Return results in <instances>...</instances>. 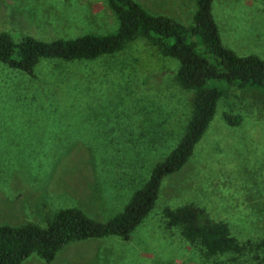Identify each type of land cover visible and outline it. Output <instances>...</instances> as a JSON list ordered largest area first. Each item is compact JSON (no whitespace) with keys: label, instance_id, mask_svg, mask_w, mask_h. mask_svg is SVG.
Returning a JSON list of instances; mask_svg holds the SVG:
<instances>
[{"label":"rangeland","instance_id":"obj_1","mask_svg":"<svg viewBox=\"0 0 264 264\" xmlns=\"http://www.w3.org/2000/svg\"><path fill=\"white\" fill-rule=\"evenodd\" d=\"M151 15L192 25L196 0H134ZM223 46L264 59V0H213ZM117 29L107 0H0V32L51 42ZM177 63L143 39L92 61L41 60L27 75L0 63V226L45 227L78 208L106 221L120 213L180 140L191 92ZM239 115L237 126L223 115ZM193 205L240 243L264 238V90L229 87L187 164L161 183L152 211L128 240L72 243L45 263L264 264V253L203 257L166 229L162 210Z\"/></svg>","mask_w":264,"mask_h":264},{"label":"trees","instance_id":"obj_2","mask_svg":"<svg viewBox=\"0 0 264 264\" xmlns=\"http://www.w3.org/2000/svg\"><path fill=\"white\" fill-rule=\"evenodd\" d=\"M213 0H196L192 25L186 27L173 18L151 15L134 0H107L117 20L109 34H85L75 39L40 41L30 35L14 42L0 32V63L32 76L41 60L62 62L92 61L113 55L136 39H143L164 57L177 63L175 80L191 92L190 115L184 132L170 153L151 170L148 180L136 190L122 211L106 221L88 217L78 208L58 210L46 219L45 227L26 223L17 227L0 226V264H21L31 256L45 263L69 244L107 237L128 240L131 233L154 208L165 177L180 171L193 154L212 121L218 102L229 87L264 90V59L240 56L223 46L212 15ZM230 126L241 122L239 115H223ZM165 228H176L182 239L199 244L203 257L234 254L246 250L264 253V238L256 243H240L226 224L207 218L193 205L164 208Z\"/></svg>","mask_w":264,"mask_h":264}]
</instances>
